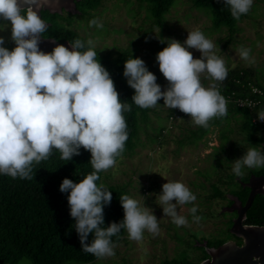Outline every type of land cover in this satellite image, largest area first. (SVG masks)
I'll return each mask as SVG.
<instances>
[{"label":"clouds","instance_id":"obj_1","mask_svg":"<svg viewBox=\"0 0 264 264\" xmlns=\"http://www.w3.org/2000/svg\"><path fill=\"white\" fill-rule=\"evenodd\" d=\"M45 3L47 0H0V20L10 22V39L15 45L9 50L0 36V175L31 180L34 165L47 161L54 150L64 161L79 155L81 147L89 151L93 171L79 182L64 178L60 191L68 193L70 216L82 251L104 260L115 257L117 245L112 237L122 229L129 240L140 242L145 232L158 236L160 225L153 210L145 206L146 197L141 201L121 194L123 219L103 226L104 206L110 205L112 192L98 181L100 173L113 168L125 151L128 132L123 114L131 111L132 105L119 99L109 71L97 59L94 39L70 40V48L56 44L51 52L40 49L41 37L48 30V23L39 14ZM223 3L237 21L253 6V0ZM89 27L103 29L104 24L94 17ZM216 48L217 44L199 28L188 31L183 43L168 39L167 46L156 54L167 81L164 90L144 60L131 56L124 63L123 75L134 89L132 102L149 109L163 99V106L179 109L194 126L205 129L210 121L226 117L227 100L219 84L227 78L228 68ZM189 49L198 50L200 58H194ZM236 52L247 65L256 64L250 47L240 46ZM202 78L211 83L205 87ZM240 104L255 106L250 100ZM257 118L264 122V110L257 113ZM262 168L264 150L253 146L233 160L231 172L243 177L246 169ZM148 195H155L163 216L177 228L191 227L203 219L197 215L196 195L181 181L167 180L160 193ZM184 205H192L188 209L191 221L179 210ZM90 233L94 238L88 243ZM259 259L254 258L257 264Z\"/></svg>","mask_w":264,"mask_h":264},{"label":"rangeland","instance_id":"obj_2","mask_svg":"<svg viewBox=\"0 0 264 264\" xmlns=\"http://www.w3.org/2000/svg\"><path fill=\"white\" fill-rule=\"evenodd\" d=\"M77 12L74 9L62 12L63 17L73 20L70 26L73 30L85 40L94 39L96 48L104 55L116 56L120 49L131 50L133 58L144 60L148 70L156 75L162 90L167 81L159 70L156 54L167 46L168 39L183 43L188 31L197 28L217 44L216 54L225 60L227 68L249 67L264 85V0H253L248 16L239 22L240 30L234 33L231 41H228L227 27L214 28L209 13L194 7L192 0H175L161 26L154 23L145 4L141 5L137 0H103L99 7L92 10L91 17L78 15ZM94 17L103 22V29L89 27V21ZM0 36L5 38L4 46L9 50L15 46L10 39V22L0 20ZM51 43L46 40L42 44L47 46ZM240 46L251 48V54L256 58L254 66L239 58L236 49ZM189 51L194 58H200L198 50ZM210 83L202 78L205 87ZM158 103L155 108H149L148 121L141 123L139 145L135 152L116 161V165L105 172L103 184L126 185L129 196L141 201L146 197L144 204L158 218L160 234L153 237L145 232L144 239L136 242L129 240L126 232L116 244L115 257L80 264H163L165 259L172 262L194 259L201 252L197 241L204 243L203 239L222 234L229 217L221 216V213H233L227 199L212 198L210 195L216 184L228 199H235L228 190V174L231 173L233 160L251 147L240 128L239 119L231 118L221 125H213L201 140L189 143L187 138L191 130L198 126L192 124L188 115L170 121L167 118L169 108L163 106V99ZM171 124L173 127H170ZM163 126L167 129L156 139L155 135ZM224 129L229 131L228 140L222 138ZM258 134L264 136V130H259ZM182 140L186 142H180ZM223 141H227L226 151L220 150ZM259 148L264 150V144ZM167 180L183 182L196 195L197 215L203 218L199 224L177 228L163 216L162 208L155 202V195L148 194L160 193ZM191 206L184 205L179 209L181 214L189 216L190 221L188 209Z\"/></svg>","mask_w":264,"mask_h":264},{"label":"trees","instance_id":"obj_3","mask_svg":"<svg viewBox=\"0 0 264 264\" xmlns=\"http://www.w3.org/2000/svg\"><path fill=\"white\" fill-rule=\"evenodd\" d=\"M102 1L77 0L78 15L91 17L92 10L99 7ZM137 1L141 5L145 4L150 17L158 26L163 24L166 14L175 3V0ZM192 2L194 7L209 13L214 28L227 27L229 30L228 41H231L234 33L240 30L239 22L248 16L247 13L242 15L238 21L235 20L231 16L229 8L225 7L223 0L220 2L218 0H192ZM68 14L74 15L73 13ZM42 18L49 22L44 38H52L60 43L76 38L85 40L70 27L73 20L63 17L62 13L43 10ZM96 51L97 59L109 71L114 81L119 99L122 103L132 105L131 111L123 114L127 123L128 139L122 156L133 154L139 145L141 123L149 119V109L139 108L132 102L134 89L127 84L126 77L123 75L125 61L131 56L134 57V54L128 49H120L116 56L104 55L97 48ZM254 87L262 93L254 94L252 92ZM219 90L227 100V116L210 121V126L207 129L203 127L192 129L187 138L188 142L195 143L201 140L213 125H221L225 120L230 121L231 118H237L240 121L241 130L250 141V146H262L264 136L258 134V131L264 130V123H255L254 118L259 111L264 110V85L255 77L254 71L249 67L241 66L228 68L227 78L219 84ZM246 97L257 102L253 108L237 104L238 99ZM185 116L187 115L183 112H176V109L169 108L167 118L174 121L177 117ZM170 127H173L172 124ZM166 129L165 126L160 127L159 133L155 135L156 139ZM221 135L223 139L228 140L229 131L224 129ZM180 142L184 143L186 140ZM226 143L227 141L221 143L220 150L226 151ZM121 157H118L117 161ZM90 158L91 153L82 147L80 154L74 155L70 161L60 159V153L54 150L47 161L34 165L33 179L31 180L12 179L0 175V264H20L24 258L32 264H80L96 260L92 254L82 251L79 236L74 227V218L70 216L68 193L60 191V184L64 178L79 182L86 174L93 171L89 163ZM262 173H264V168L248 169L243 177H236L232 172L229 173V193L245 204L250 187L244 185L243 182H247L251 174L257 176ZM104 175L105 172L100 173L98 183H103ZM107 187L112 192V201L110 205L104 206V227H107L111 222L119 223L123 219L124 211L119 197L121 194H129L126 185H108ZM210 197L225 198L228 200L229 206L233 203V199H228L226 193L216 184L213 185V193ZM221 216L229 217L225 229L222 234L219 233L211 239L205 238L208 246L218 247L229 240H234L241 245L242 239L230 232L236 211L233 213L223 211ZM244 223L264 225V194L255 196L247 211ZM125 233L126 230L122 229L118 236L112 237L113 242L117 244ZM194 235L191 234V236ZM93 238L94 233H90L87 242L90 243ZM197 248L201 252L194 259H186L181 262L165 259L163 264H199L210 257L204 245H198Z\"/></svg>","mask_w":264,"mask_h":264},{"label":"water","instance_id":"obj_4","mask_svg":"<svg viewBox=\"0 0 264 264\" xmlns=\"http://www.w3.org/2000/svg\"><path fill=\"white\" fill-rule=\"evenodd\" d=\"M76 1L77 0H47V3L39 9V14L42 18L43 9L49 10L52 13H61L63 9L69 11L70 9H74L78 11L76 8ZM46 40H50L52 43L44 46L42 43ZM56 44H63L66 47L70 46L68 41L60 43L55 39L44 38L42 36L39 47L43 49L44 52H50ZM246 185L250 187V192L245 204H242L241 201L235 198L231 206H229L231 212L236 211V216L230 227V232L240 237L243 243L239 245L236 241L229 240L218 247H209L204 239V243H199L195 239L197 241L196 244L204 245V248L210 256L199 264H257V261L254 260L255 257L260 258L258 264H264V225L244 223L247 211L252 205L255 196L257 194H264V175H252Z\"/></svg>","mask_w":264,"mask_h":264},{"label":"built area","instance_id":"obj_5","mask_svg":"<svg viewBox=\"0 0 264 264\" xmlns=\"http://www.w3.org/2000/svg\"><path fill=\"white\" fill-rule=\"evenodd\" d=\"M255 89H257L258 91L257 92H253L254 94H261L262 92L258 89V88H256V87H254ZM252 101V102H254V104L256 105V101H254L253 99H250V98H248V97H246V98H240V99H238L237 100V104L239 105V106H242L240 103L241 102H243V101ZM176 112H181L179 109H176ZM254 122L255 123H264V122H262V121H260L258 118H257V116L254 118Z\"/></svg>","mask_w":264,"mask_h":264},{"label":"flooded vegetation","instance_id":"obj_6","mask_svg":"<svg viewBox=\"0 0 264 264\" xmlns=\"http://www.w3.org/2000/svg\"><path fill=\"white\" fill-rule=\"evenodd\" d=\"M43 10H44V9H43ZM43 10H42V11H43ZM63 11H64V9H63ZM63 11H62V12H63ZM62 12H61V13H62ZM252 175H254V174H251V176H252ZM261 175H264V173H262V174H260V175H257V176H261ZM248 181H249V180H248ZM248 181H247V182H248ZM247 182H243V184L246 185ZM246 186H247V185H246ZM248 187H249V186H248ZM234 197H235V196H234ZM235 198H237V197H235ZM233 219H234V217H233ZM242 243H243V241H242Z\"/></svg>","mask_w":264,"mask_h":264}]
</instances>
